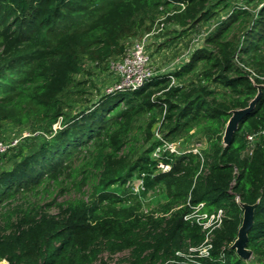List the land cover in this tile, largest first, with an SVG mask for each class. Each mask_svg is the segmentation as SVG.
<instances>
[{"label": "trees", "instance_id": "trees-1", "mask_svg": "<svg viewBox=\"0 0 264 264\" xmlns=\"http://www.w3.org/2000/svg\"><path fill=\"white\" fill-rule=\"evenodd\" d=\"M183 1L184 9L169 0H0V131L12 123L33 127L42 138L0 171V259L114 264L110 256L127 252L117 264H162L205 242L207 230L184 218L204 203L203 212L223 210V216L210 229V256L197 260L264 264V0L256 8L231 0ZM168 11L175 12L166 26L180 28L172 30L175 38L218 24L175 71H156L139 88L105 92L70 111L77 101L88 103L87 81L77 79L88 72L87 63L109 67L120 60ZM258 85L261 96L225 144L232 111L247 107ZM156 126L182 147L196 134L207 136V144L200 153L164 154L171 169L157 171ZM248 134L259 135L253 148ZM142 173L147 189L167 196L148 212L126 190ZM67 177L78 195L57 203V213L50 212L56 199L10 207L19 194L48 193L50 182L65 186ZM114 185L125 194L111 191ZM245 204L255 206L250 259L232 248Z\"/></svg>", "mask_w": 264, "mask_h": 264}, {"label": "rangeland", "instance_id": "rangeland-1", "mask_svg": "<svg viewBox=\"0 0 264 264\" xmlns=\"http://www.w3.org/2000/svg\"><path fill=\"white\" fill-rule=\"evenodd\" d=\"M231 1L234 4L238 3L239 5L249 6L252 8H256L257 4L259 3L258 0L253 2L251 1L250 3H247V0ZM228 12L229 11L227 9L223 10L220 14V19L224 18L228 14ZM212 25L213 24H206L200 29L199 32H191L188 36L183 35L179 38L174 37L176 33L172 32V30H180V28L174 27L172 25H167L163 32H160L159 34L151 37L148 42L147 52L151 58L154 70L158 72H171L175 71L186 62H188L189 57L191 56L195 48L200 47L204 44L205 36H203L202 34L209 29L208 27H211ZM172 37H174V39L171 40ZM86 68L88 72L78 75L77 79H85L87 81L86 85L84 86L87 91L84 94V98L88 99V103H84L83 99L77 101V103L73 105L74 108L70 110L73 113L75 111L83 109L85 106H88L93 101L99 99L105 92L115 89V85L118 83L117 79L119 78V75L118 72L112 67V65H109V67H98L93 63L88 62ZM90 99L92 101H89ZM32 128L33 127L28 126L18 127L13 125L12 123L4 124L0 131V138L7 141L18 139L19 143L17 144V146H15L16 149H13L12 152L8 153L7 156L0 159V171L1 169L10 168L12 166L11 158L15 153L19 152L20 149H23L25 153H30L34 149L33 147H35L36 144H39L42 139L36 136L37 134H39V131L32 132ZM176 143L178 144L179 142ZM206 144L207 136H200L199 134H196L189 140H184L183 145L185 146L183 147L187 149L194 147L202 150L203 148H205ZM79 160L80 159H76L75 163L79 164ZM65 180H67V185L65 186L58 184L56 185V183L50 182L48 186L50 192L48 193L40 189L37 194L28 193L24 196L19 194L18 199L13 201V205H11L10 207L19 204L27 205L29 202L46 204L56 199L57 202L52 205V207L50 208V212L57 213V203H62L66 199L71 198L74 195H78V192L72 186V178L67 177ZM62 187H69V189L67 188L68 191H63ZM109 189L122 195L125 194L124 188L121 185H114ZM84 190L88 195L91 192V185L87 184L84 187ZM126 190L128 194L132 193L129 187ZM100 191L101 187L97 193H99ZM131 195L133 198L136 197L142 202L144 212L155 209L167 200L165 191L159 188L147 189V191L141 193L140 195H134V193ZM26 196L28 198L25 200ZM125 256H128L127 252L120 253L118 256H110L109 258L113 259L112 261H117L118 263V259Z\"/></svg>", "mask_w": 264, "mask_h": 264}, {"label": "built area", "instance_id": "built-area-1", "mask_svg": "<svg viewBox=\"0 0 264 264\" xmlns=\"http://www.w3.org/2000/svg\"><path fill=\"white\" fill-rule=\"evenodd\" d=\"M172 5L181 7L184 9L186 3L183 0H169ZM244 6V5H242ZM248 7V6H244ZM175 11H168L162 14L154 23L150 32L144 34L140 38H135L129 44L125 55L120 59L110 63L112 67L118 72L119 78L117 79L118 83L115 85V89H136L144 85L148 78L155 74L151 58L147 52L148 42L151 37L155 36L162 32L166 27L165 19L169 14H173ZM218 22H214L207 31H203V36L206 37L210 33ZM172 83H175V79L172 77ZM111 90V91H113ZM110 92V91H108ZM61 123L58 122L54 125L55 129L60 128ZM155 140L160 142L159 145L153 152V157L157 160L156 170L167 172L170 171L171 165L168 162H165L161 157L166 153H171L179 155L183 152L193 151L200 153V150L194 147L185 148L182 147L180 142H168L164 139L162 132L159 130V126H156L154 129ZM259 135L258 134H248L247 140L250 147H254ZM19 143L18 139H13L10 141L1 139L0 140V156L8 153L13 147L17 146ZM144 173L141 176H136L133 179L127 182V186L130 188L132 194L140 195L141 193L147 191L144 181ZM204 203H200L198 206H194L193 211L186 214L184 218L192 222H197L203 227V230H207V238L205 242L200 247H189L187 252L178 251L177 257L172 258L162 264H201L198 257H209L210 249L212 244L210 243V229L214 228L222 219L223 210H220L217 214L209 215L206 212H203L202 209ZM120 253L113 255L118 256ZM107 256V255H106ZM119 260V259H118ZM112 263L117 264V261H112ZM0 264H9L8 259H0Z\"/></svg>", "mask_w": 264, "mask_h": 264}, {"label": "water", "instance_id": "water-1", "mask_svg": "<svg viewBox=\"0 0 264 264\" xmlns=\"http://www.w3.org/2000/svg\"><path fill=\"white\" fill-rule=\"evenodd\" d=\"M262 85H258V94L245 108L234 109L231 116L226 124L223 141L225 144L230 143L234 132L237 130L240 121L252 110L256 101L261 96ZM244 215L243 222L238 232V237L232 244V248L236 250L237 254L245 259H250L252 257V251L247 248L248 236L254 222V205H243Z\"/></svg>", "mask_w": 264, "mask_h": 264}]
</instances>
